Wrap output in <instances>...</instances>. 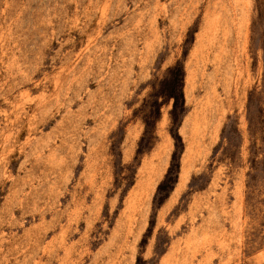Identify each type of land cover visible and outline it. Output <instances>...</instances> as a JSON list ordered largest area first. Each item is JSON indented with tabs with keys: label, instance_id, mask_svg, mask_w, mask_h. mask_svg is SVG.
Masks as SVG:
<instances>
[{
	"label": "rangeland",
	"instance_id": "rangeland-1",
	"mask_svg": "<svg viewBox=\"0 0 264 264\" xmlns=\"http://www.w3.org/2000/svg\"><path fill=\"white\" fill-rule=\"evenodd\" d=\"M0 264H264V0H0Z\"/></svg>",
	"mask_w": 264,
	"mask_h": 264
},
{
	"label": "trees",
	"instance_id": "trees-1",
	"mask_svg": "<svg viewBox=\"0 0 264 264\" xmlns=\"http://www.w3.org/2000/svg\"><path fill=\"white\" fill-rule=\"evenodd\" d=\"M177 66H178V67H176L177 68V76H178V78H180V81L183 83L184 82V77H185L184 68H183V66L181 64H178ZM175 108H176V102H175V107L173 109V112L175 111ZM172 168H173V165L170 168L169 175L172 172ZM167 180H169L168 177H167Z\"/></svg>",
	"mask_w": 264,
	"mask_h": 264
}]
</instances>
